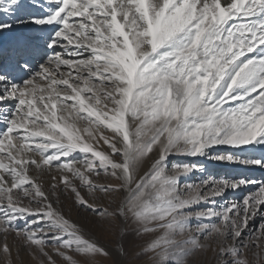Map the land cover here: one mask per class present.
I'll use <instances>...</instances> for the list:
<instances>
[{
    "label": "snow or ice",
    "instance_id": "snow-or-ice-1",
    "mask_svg": "<svg viewBox=\"0 0 264 264\" xmlns=\"http://www.w3.org/2000/svg\"><path fill=\"white\" fill-rule=\"evenodd\" d=\"M0 123L6 264H264V0H0Z\"/></svg>",
    "mask_w": 264,
    "mask_h": 264
},
{
    "label": "rangeland",
    "instance_id": "rangeland-1",
    "mask_svg": "<svg viewBox=\"0 0 264 264\" xmlns=\"http://www.w3.org/2000/svg\"><path fill=\"white\" fill-rule=\"evenodd\" d=\"M1 126L3 127V124ZM103 150L107 151V147L104 146ZM175 159L178 161L183 160L184 162H195V160L198 158L176 157ZM201 162L205 164L207 169L205 175L212 174L219 177L239 176L243 174L258 179H264V171L259 169L248 170L238 165L224 164L207 159H203ZM32 174L35 175V172ZM200 177L201 173L197 172L194 174L193 180H198ZM43 182L45 184V190L48 191V184L50 183V180L47 175L43 177ZM61 206L63 207L64 215L81 227L86 238L97 240L99 243L111 250L114 237L110 232L105 231L99 226L97 216H94L91 212H86L83 208L75 205L70 196H61ZM259 223L260 220L257 219L256 225L258 226ZM2 241L3 237L0 236V243H2ZM8 243L9 245L13 246L12 264H37V262L29 255L27 250L21 251L19 258L16 257L15 248L18 246V244L11 236L8 238ZM77 259L81 258L77 257ZM206 259L207 264H214L211 253L208 254ZM0 264H6V258L4 257L3 253H0ZM57 264H63V261L58 259ZM102 264H111V261H102ZM137 264H147V257H141V260L138 261Z\"/></svg>",
    "mask_w": 264,
    "mask_h": 264
},
{
    "label": "bare ground",
    "instance_id": "bare-ground-1",
    "mask_svg": "<svg viewBox=\"0 0 264 264\" xmlns=\"http://www.w3.org/2000/svg\"><path fill=\"white\" fill-rule=\"evenodd\" d=\"M1 125H2V123H0V127H2Z\"/></svg>",
    "mask_w": 264,
    "mask_h": 264
}]
</instances>
